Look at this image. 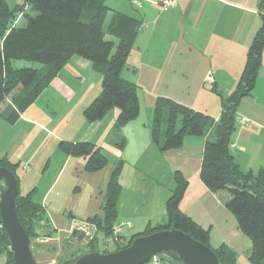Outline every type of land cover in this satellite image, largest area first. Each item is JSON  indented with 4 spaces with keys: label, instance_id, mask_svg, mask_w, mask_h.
<instances>
[{
    "label": "crops",
    "instance_id": "crops-1",
    "mask_svg": "<svg viewBox=\"0 0 264 264\" xmlns=\"http://www.w3.org/2000/svg\"><path fill=\"white\" fill-rule=\"evenodd\" d=\"M162 1L140 0L134 7L128 0H106L111 10L105 29L120 13L142 24L121 70V77L137 89L139 112L133 120L115 127L116 107L98 120L84 117L83 109L101 91V73L76 55L14 121L7 117L25 90L17 87L0 104V159L14 166L19 194L30 193L42 210L30 240L38 264H59L88 245V240L71 238L75 227L85 226L98 235L89 219L102 215L109 178L119 160L123 164L114 225L131 224L122 230L121 241L166 221L165 204L178 173L186 181L179 210L208 231L211 248L226 245L235 253L236 264H250L251 241L226 208V194L210 191L200 178L204 144L214 139L213 128L162 151L151 140V127L158 97L218 121L222 99L234 90L262 24L258 0H174L171 6ZM61 141L91 142L107 163L86 171L85 159L61 151ZM230 150L242 170L256 173L264 168V47L253 90L236 110ZM100 238L103 247L104 240L111 242Z\"/></svg>",
    "mask_w": 264,
    "mask_h": 264
},
{
    "label": "trees",
    "instance_id": "trees-1",
    "mask_svg": "<svg viewBox=\"0 0 264 264\" xmlns=\"http://www.w3.org/2000/svg\"><path fill=\"white\" fill-rule=\"evenodd\" d=\"M258 7L262 24L248 47L234 90L222 99L218 121L174 100L158 97L153 106L151 127V140L162 151L178 148L186 136H201L213 128L214 139H208L204 144L200 178L210 191L226 194V208L234 216L240 231L251 241L250 264L264 262V168L256 173L242 170L231 153L230 136L235 129L239 102L242 97L251 94L261 67L264 0H258ZM110 10L106 0H22L13 7L6 0H0V104L17 87L25 90L17 109L7 117L9 121H14L18 113L34 101L75 55L93 63L101 73V91L83 109L84 117L88 121L98 120L115 107L119 110L115 127L137 117L139 102L136 85L122 78L121 70L142 24L137 18L120 13L104 29ZM19 19H24L21 26L17 25ZM15 61L37 63L47 69L41 72L36 67H15ZM59 148L64 153L83 157L85 170L89 172L97 171L107 163L106 156L91 142L61 141ZM122 164L119 160L111 172L101 207L102 215L89 219L98 233L105 238L111 236L109 240L116 246L112 251L128 246L137 236L170 228L180 229L209 246L208 231L179 210L186 181L178 173H175L176 185L165 204L166 221L153 227L147 226L142 233L133 235L127 241H121L120 235L114 237L112 228L117 217ZM0 166L14 173V166L5 158L0 159ZM16 208L18 219L30 241L35 236L36 223L42 219V210L33 202L30 193L21 195L18 190ZM97 237L93 234L88 240V245L91 244L89 251L98 250ZM104 243L99 251L110 252V242L104 240ZM212 249L219 264H236L235 253L226 245ZM0 255L5 257V264H14L1 219ZM159 259L170 261L163 257Z\"/></svg>",
    "mask_w": 264,
    "mask_h": 264
},
{
    "label": "water",
    "instance_id": "water-1",
    "mask_svg": "<svg viewBox=\"0 0 264 264\" xmlns=\"http://www.w3.org/2000/svg\"><path fill=\"white\" fill-rule=\"evenodd\" d=\"M17 181L14 173L0 166V219L9 241L14 264H38L31 252L29 237L21 225L16 208ZM71 238L87 240L85 232L73 228ZM163 257L175 264H219L213 249L180 229L159 230L135 237L115 251H78L59 264H144ZM264 264V262H262Z\"/></svg>",
    "mask_w": 264,
    "mask_h": 264
},
{
    "label": "rangeland",
    "instance_id": "rangeland-1",
    "mask_svg": "<svg viewBox=\"0 0 264 264\" xmlns=\"http://www.w3.org/2000/svg\"><path fill=\"white\" fill-rule=\"evenodd\" d=\"M6 1H7L8 5L10 7H13L15 5H18V4H20L22 2V0H6ZM108 21H109V17H108V19L106 20V22H105V24L103 26L104 29H105L106 24H108ZM23 24H24V19H19L18 22H17V25L18 26H21ZM107 38H109L108 35H107ZM20 63H22V66L19 65ZM24 64H25V66H23ZM13 66H15V67H36V68H39L41 72H44L46 70V69H43L42 68V67H45L46 68L45 65H41V64H37V63H31V62H26V61H15V62H13ZM100 235L102 236L101 233H98V237H97V249L98 250H102L103 249V246H102V244L100 242L101 241V238H100L101 236ZM110 238H111V236H108V239H110ZM115 247H116L115 244H113L112 242H110V246H108V251L111 252L112 250H114ZM80 248H81V251L87 252L91 248V244H89V245H83ZM1 258H4V257L1 255L0 259ZM64 261L65 260L63 258L62 259V262H64ZM244 263H245V261H244ZM244 263H243V261H240L238 264H244ZM144 264H152V263L149 260L148 262H146ZM158 264H174V263H172V262H170L168 260H165V259H161V260L159 259ZM246 264H248V263L246 262Z\"/></svg>",
    "mask_w": 264,
    "mask_h": 264
},
{
    "label": "built area",
    "instance_id": "built-area-1",
    "mask_svg": "<svg viewBox=\"0 0 264 264\" xmlns=\"http://www.w3.org/2000/svg\"><path fill=\"white\" fill-rule=\"evenodd\" d=\"M131 2L132 5H135V6H139L140 5V0H129ZM173 1L174 0H164L162 1V4L164 6H171L173 4ZM131 224L128 222L126 224H120V225H114L113 228H112V234L113 236H118L121 234L122 230L125 228V227H128L130 226ZM81 230H83L85 232V234L88 236L87 240L91 239L93 237V234L90 233L85 226H81V227H77ZM150 262L152 264H158L159 260L157 257H153Z\"/></svg>",
    "mask_w": 264,
    "mask_h": 264
}]
</instances>
